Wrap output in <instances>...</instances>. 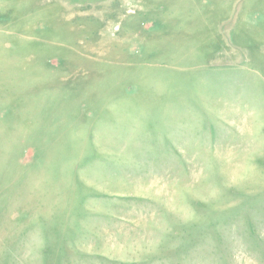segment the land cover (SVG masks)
Instances as JSON below:
<instances>
[{
	"label": "rangeland",
	"instance_id": "1",
	"mask_svg": "<svg viewBox=\"0 0 264 264\" xmlns=\"http://www.w3.org/2000/svg\"><path fill=\"white\" fill-rule=\"evenodd\" d=\"M0 264H264V0H0Z\"/></svg>",
	"mask_w": 264,
	"mask_h": 264
}]
</instances>
